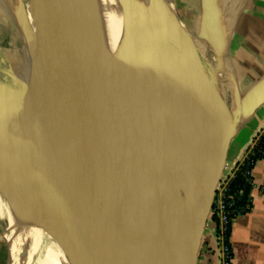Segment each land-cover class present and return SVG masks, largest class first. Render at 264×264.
Instances as JSON below:
<instances>
[{
    "label": "water",
    "instance_id": "1",
    "mask_svg": "<svg viewBox=\"0 0 264 264\" xmlns=\"http://www.w3.org/2000/svg\"><path fill=\"white\" fill-rule=\"evenodd\" d=\"M63 2L89 42L90 53L78 72L84 75L97 63L110 85L123 77V87L149 109L182 126L195 128L201 123L206 130L207 140L198 148L191 171L183 223L174 231L171 245V228L160 207L162 183L158 177L151 178L129 151L79 119L30 109L24 103L0 107V175L11 182L42 177L103 188L106 196L98 225L107 264H198L201 239L234 136L233 115L215 78L222 69L211 74L194 44L175 24L169 28L178 36L176 40H182L176 46L188 49L190 56L159 31L135 25L113 11L102 15L99 8L106 4L102 0ZM158 19L170 20L167 12ZM21 22L25 38L36 44L37 70L43 82L54 73H78L57 69V59L40 44L28 19L22 15ZM107 36L114 42L111 49ZM39 51L45 64H41ZM6 76L15 85L12 88L0 82V90L27 94L23 82L10 72ZM111 99L114 103V94ZM263 103L264 79L243 105L254 111Z\"/></svg>",
    "mask_w": 264,
    "mask_h": 264
},
{
    "label": "bare ground",
    "instance_id": "2",
    "mask_svg": "<svg viewBox=\"0 0 264 264\" xmlns=\"http://www.w3.org/2000/svg\"><path fill=\"white\" fill-rule=\"evenodd\" d=\"M102 1L106 3L99 8L102 15L113 11L135 25H142L118 0ZM9 6L13 10L11 14L10 11L7 13ZM21 15L17 0H0V39L8 20L21 21ZM106 41L111 49L113 39L107 36ZM26 48L27 58L20 70L25 68L27 75L24 73L17 77L29 87V91L23 95L21 92L1 89L0 107L24 103L37 111L49 110L72 116L129 151L151 178L157 177L161 168L177 172L170 183L162 185L159 199L161 209L172 221L170 228L177 232L185 216L191 171L198 157V148L207 140L203 125L197 123L195 128L182 126L160 112L149 109L123 87V77L110 85L102 68L95 63L79 81L72 84L51 81L48 93H42L36 90L43 83V78L35 71L40 63L36 47ZM110 89L116 99L111 104L114 112L110 107L108 115L110 112L114 115L105 126L103 120L106 121V117L101 114L103 120L100 118L94 99L99 93ZM143 148L155 153L157 160L141 154ZM148 164L152 166L150 170ZM105 196L106 191L93 183L42 177L11 182L0 175V213H5L8 219L6 229L10 234L5 240L9 249L8 264H30L43 237L50 241L55 252H64L87 264H94L95 257L101 253L107 263L105 243L98 225ZM170 244H173V238Z\"/></svg>",
    "mask_w": 264,
    "mask_h": 264
},
{
    "label": "crops",
    "instance_id": "3",
    "mask_svg": "<svg viewBox=\"0 0 264 264\" xmlns=\"http://www.w3.org/2000/svg\"><path fill=\"white\" fill-rule=\"evenodd\" d=\"M165 4L170 20L157 22L158 27L176 40L178 36L169 28L175 24L194 44L203 63L210 59L223 70L221 89L232 99V107H228L234 120L228 153L232 145L235 151L230 161L227 154L231 167L264 124V103L254 111L243 105L264 79V0H165ZM26 7L28 18L37 24L34 31L40 44L57 59V69L67 74L78 72L90 53L89 42L63 0H27ZM26 42L28 47H36L34 42ZM176 42L181 43V38ZM0 60V67L8 65L6 72L17 77L3 47ZM6 72L0 82L13 88L15 84ZM251 177V209L235 216L231 223V264H264V155L254 163ZM1 247L0 243V251ZM200 248L198 264H220L216 225L211 220L207 221ZM6 256L7 252H0V263L3 259L6 263Z\"/></svg>",
    "mask_w": 264,
    "mask_h": 264
},
{
    "label": "rangeland",
    "instance_id": "4",
    "mask_svg": "<svg viewBox=\"0 0 264 264\" xmlns=\"http://www.w3.org/2000/svg\"><path fill=\"white\" fill-rule=\"evenodd\" d=\"M118 1L121 2L120 0H118ZM123 1L124 2H121V3L126 8L127 12L129 14H131L134 18L141 21L142 24L145 25L146 27H148L149 29L155 30L157 32L159 31V33L164 35V37H167L171 41V43H173L175 46L178 44L176 42V40L170 38V32H168V31L164 32V30H161L157 24V22H159L158 18H162L166 13L165 0H142V1L141 0H123ZM17 2L19 4L21 14L28 19L31 29L34 30L36 28L37 24H36V22H33L30 20V18H28L29 13H28V8L26 7L27 0H17ZM9 8H10V6L8 7L7 13H9V11H10V14H11V12L13 10L9 9ZM4 31L5 32L3 34V37H1V39H0V49L3 47L5 52L6 51L8 52V53L6 52L7 55L10 53L8 55V57L10 58V61H11V69L12 70L14 69L13 72L16 76L20 75V74L22 75L24 73H25L24 75H27L25 68L20 70V66L23 64L24 59L27 58V51H26L27 48L26 47H28V44H27L26 39H25V33L26 32H25V28L23 27L22 22L21 21L17 22L11 18L6 23V28ZM176 47L178 50H180V51L183 50V52L186 53V55L190 56L188 49H186L187 50L186 51L185 49L179 48L178 46H176ZM39 55H40V57H42L41 58V64L42 63L45 64L46 62H45L44 54L41 51H39ZM22 57H23V60H22ZM19 59H20V61H19ZM96 64L97 63H95L94 65H96ZM203 64H205V63H203ZM206 64H207L209 70H211L210 71L211 74H216L218 72L217 68L215 67V65L213 64V62L210 59H209V61H206ZM7 66H5V64H3L0 67V81H1V78L3 75V72H6V69L8 68ZM46 67H47V64H46ZM88 67H90V64ZM87 69H90V68H87ZM35 71L36 72L38 71L37 68H35ZM38 74H40V71H38ZM82 76H83V72L82 73L78 72L75 74V76H73V75L67 76L66 74L54 73L52 76L51 75L46 76L44 78L45 79L44 82L41 83L39 88H36V90H39L42 93L46 94V93H48V87H49L51 81L62 82V83L69 82L70 84H72L75 81H77L78 79L80 80ZM223 79H224V73L221 72V75H219V77L216 78L217 87H218L220 92L221 91L226 92L224 89H221L223 87L222 86ZM27 88L29 89L28 86H27ZM224 92H223L224 100L226 101L227 105L232 107V105H230V100H232V99L229 98L228 96H225ZM112 94H114V93L110 89L104 93H99L94 99V106H95L100 118L102 119L101 114H103L104 117H106V121L102 119L105 126L108 125L109 121H112V117L114 115L113 114L114 111H113L111 104H114L115 102L113 103V101L111 99ZM110 107H111V110L113 112L112 113L110 112V114L108 115V111H109ZM243 123L245 124L247 122L243 121L242 124ZM146 146L147 147L149 146V140L148 139H147ZM234 151H235L234 145H232V147L228 153V157H229L228 160L229 161H230L231 156L234 154ZM141 154L148 156V158H152V160H157V155L153 152L150 153L147 150V148H143L141 151ZM148 168L150 170L152 168V166L150 164H148ZM230 168H232V166L230 167V162H228L227 158H226V166H225V169H224L221 177H224L228 173ZM159 170L160 171H159V174L157 177H158L159 181L162 183V185L164 183H170L171 180L174 178V176H176L178 174L177 172L170 171L166 168H163V169L161 168ZM2 212L4 213V210ZM167 218H168V224L170 227L172 221L170 220L168 215H167ZM7 220L8 219H6L5 213L4 214L0 213V243L2 244V247H1L2 249L0 252H7L6 259L8 260L9 249L7 247L5 240L7 237L10 236V234L7 233V229H6V226L8 223ZM208 220H211L210 214H209ZM5 233H7V234H5ZM173 235H174V231L172 229H170L169 236L171 239L173 238ZM201 242H202V239H201ZM49 243H50V241H48V239H45V237H43L41 239L39 246H38L39 250H37L38 253L37 252L34 253L30 264H87L83 260L73 258V257H69L64 252H55ZM200 252H201V248H199L198 254H200ZM95 259L96 260H94V264H107L105 259H104V256L101 253H99L95 257ZM7 260H5L6 261V263H5L4 259H3L0 264H8Z\"/></svg>",
    "mask_w": 264,
    "mask_h": 264
},
{
    "label": "built area",
    "instance_id": "5",
    "mask_svg": "<svg viewBox=\"0 0 264 264\" xmlns=\"http://www.w3.org/2000/svg\"><path fill=\"white\" fill-rule=\"evenodd\" d=\"M264 145V124L259 132L252 139L251 143L247 146L242 157L238 162L230 168L228 173L222 177L218 183L215 191L212 207L210 210V217L216 216L218 222V230L221 240V246L219 248L220 264H231L232 254L231 250L223 244L225 234L230 230L232 218L239 215L234 210V194H231L228 187L235 174L242 169V172L246 181L252 186L251 169L245 168L246 165L253 166V158L261 153V147Z\"/></svg>",
    "mask_w": 264,
    "mask_h": 264
},
{
    "label": "trees",
    "instance_id": "6",
    "mask_svg": "<svg viewBox=\"0 0 264 264\" xmlns=\"http://www.w3.org/2000/svg\"><path fill=\"white\" fill-rule=\"evenodd\" d=\"M261 153L257 154L253 158V163L256 162L258 159H260L264 155V145L261 147ZM253 166L246 165L245 168L251 169ZM244 169L241 171L237 172L234 176V178L231 180L229 184V191L231 194H234V210L239 214H246L250 211L251 209V201H250V192H251V186L248 184L246 181L243 172ZM211 221L215 223L216 225V234H217V239H218V246L220 248L221 246V240H220V235H219V230H218V222L216 216H211L210 217ZM233 220V218L231 217ZM230 230L225 234L223 244L229 247V236H230V231L231 227L229 228Z\"/></svg>",
    "mask_w": 264,
    "mask_h": 264
}]
</instances>
